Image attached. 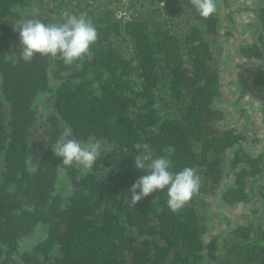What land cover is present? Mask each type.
<instances>
[{"label":"trees","instance_id":"trees-1","mask_svg":"<svg viewBox=\"0 0 264 264\" xmlns=\"http://www.w3.org/2000/svg\"><path fill=\"white\" fill-rule=\"evenodd\" d=\"M218 1L208 19L190 0L142 1L155 4L154 13L123 23L110 2L0 0V264H13L15 257L24 264H213L221 258L218 238H204L207 200L222 179L225 153L233 151V185L222 199L233 204L246 202L247 179L264 173V151H241L245 134L217 126L220 74L207 34L219 30ZM33 2L55 15L51 23L75 14L90 19L98 32L92 55L72 66L39 54L26 63L20 51L10 57L19 39L14 27ZM256 11L262 46L255 41L254 49L264 63V8ZM189 13V31L181 34L175 27ZM254 83L264 86L260 67ZM44 96L47 115L39 104ZM43 115V146L33 169V130ZM65 127L81 143L105 142L90 171L58 168L62 158L51 146ZM137 143L148 144L153 158L173 146L171 170L191 167L200 176L198 194L179 213L168 208L166 190L131 203V186L146 174L135 167L143 152ZM42 226L43 236L22 249V239ZM258 230L255 237L252 225L235 228L224 262L238 252L234 264H264V225Z\"/></svg>","mask_w":264,"mask_h":264},{"label":"rangeland","instance_id":"rangeland-1","mask_svg":"<svg viewBox=\"0 0 264 264\" xmlns=\"http://www.w3.org/2000/svg\"><path fill=\"white\" fill-rule=\"evenodd\" d=\"M30 4L23 10L18 23L28 19H39L49 23L56 19L54 14L48 17L45 8L40 9V5L36 2ZM135 6L138 14L137 20L139 17H144L151 12L154 13L156 9L155 4L151 5L149 3L138 2L135 3ZM258 8H264V0H219V30L215 34H207L214 53L215 65L220 74L221 90L214 101V107L220 108L223 114L217 121V126L220 129L234 127L245 134L246 139L238 148L251 155H258L264 151V94L255 91L260 90L264 93V86H257L254 83L258 68L260 67L264 71V63L260 56L256 55V50L254 49V43L259 41L262 30L259 25L260 16L256 11ZM115 18L119 20L118 17ZM189 19H192L190 13L186 14V18L177 24L175 27L176 31L181 34L187 33L190 27ZM57 21L58 24L66 22V20L61 22V19H57ZM117 40L119 42L121 39ZM258 44H260V41ZM129 46H132L131 43ZM20 49L21 44L20 39H18L10 50L9 56L14 57ZM125 53L130 54L131 52L126 51ZM0 95H2L1 87ZM47 99L48 97L44 96L39 101V104L42 103L44 105L41 113L46 115L49 113L46 108L50 106V103L44 102ZM44 119V115L41 116L36 129L33 130L32 146L29 153L33 169L40 155V151L37 148L43 146L38 132L45 121ZM88 143H99V153L105 146V142L94 139H89L82 144ZM232 157L233 151L230 149L223 158L222 179L214 187L207 200L210 227L204 239L207 243L213 237L218 238L220 254L223 253L227 241L237 239V236L232 231L238 226L252 225L253 236L258 237L260 235L258 225H264V173L257 179H247L249 196L246 202L232 204L225 203L222 199L224 191L233 185V173L230 166ZM61 186L66 190L70 189L64 177L61 178ZM45 230L46 227H38L25 236L21 241L22 249L29 248L31 243L40 239ZM262 244H264V239H262ZM236 258H238V252L227 257V263L234 264L238 261H234ZM15 259L17 261L13 264H24L19 262L17 257Z\"/></svg>","mask_w":264,"mask_h":264},{"label":"clouds","instance_id":"clouds-1","mask_svg":"<svg viewBox=\"0 0 264 264\" xmlns=\"http://www.w3.org/2000/svg\"><path fill=\"white\" fill-rule=\"evenodd\" d=\"M190 4L204 19L210 18L217 9L216 0H190ZM14 30L19 32V57L26 63H32L39 54L43 58L59 59L65 66H72L91 56V48L98 40L95 25L84 15H71L63 24L28 19L18 23ZM51 147L55 156L62 158L58 168L75 165L89 171L95 165L100 149L99 143L82 144L72 138L70 127L64 128ZM134 147L138 151L143 149L135 156L134 163L138 170L146 174L131 186V203L137 205L153 193L166 190L168 208L172 213H179L200 190L201 178L196 170L185 167L173 172L171 157L175 148L171 145L164 149L167 155L157 158H153L148 144L137 143ZM24 207L27 211L33 210L30 206Z\"/></svg>","mask_w":264,"mask_h":264},{"label":"built area","instance_id":"built-area-1","mask_svg":"<svg viewBox=\"0 0 264 264\" xmlns=\"http://www.w3.org/2000/svg\"><path fill=\"white\" fill-rule=\"evenodd\" d=\"M97 2H110L116 8L114 10L115 17H118L123 23L136 20L138 14L136 13L135 3H142L148 1H156L159 5L164 6L165 0H95ZM135 6V7H134ZM134 7V8H133Z\"/></svg>","mask_w":264,"mask_h":264},{"label":"water","instance_id":"water-1","mask_svg":"<svg viewBox=\"0 0 264 264\" xmlns=\"http://www.w3.org/2000/svg\"><path fill=\"white\" fill-rule=\"evenodd\" d=\"M262 28V24H260V29ZM259 43V41H258ZM256 92H260V94H264L263 92H261L260 90H255ZM264 217V216H263ZM227 252V248L224 249L222 255H221V258L217 261V262H214L213 264H228L226 262H224V258H225V254Z\"/></svg>","mask_w":264,"mask_h":264}]
</instances>
